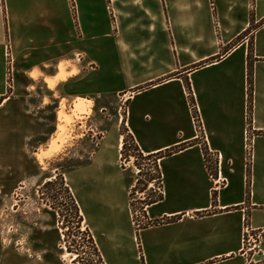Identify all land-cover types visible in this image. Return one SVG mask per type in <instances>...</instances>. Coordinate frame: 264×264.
Masks as SVG:
<instances>
[{"label": "crops", "instance_id": "1", "mask_svg": "<svg viewBox=\"0 0 264 264\" xmlns=\"http://www.w3.org/2000/svg\"><path fill=\"white\" fill-rule=\"evenodd\" d=\"M9 77L3 121L43 88L115 101L90 165L114 153L117 171L122 122L144 155L163 154L157 222L139 229L134 180L85 181L88 215L71 186L104 264H264L243 249L245 227L264 228V0H0V97ZM0 264L59 263L6 252Z\"/></svg>", "mask_w": 264, "mask_h": 264}, {"label": "rangeland", "instance_id": "2", "mask_svg": "<svg viewBox=\"0 0 264 264\" xmlns=\"http://www.w3.org/2000/svg\"><path fill=\"white\" fill-rule=\"evenodd\" d=\"M74 71L72 68L71 73ZM11 84L9 77L5 98L12 91ZM23 97V105L8 104L1 109L5 120L0 118V257L6 252L27 258L44 254L59 264H92L84 230L93 222L78 224L66 186L73 196L71 186L74 188L88 215L85 181L134 180L130 203L148 219L147 203L161 194L149 186L159 181L151 179L157 177L156 158L142 156L126 143L120 150L118 172L110 163L114 153L103 155L98 165L87 162L118 108L114 100L100 109L86 99H63L57 90L47 94L45 88L38 95ZM119 111L124 114L123 105ZM249 162L247 155V167ZM208 170L215 174L210 167ZM47 181L51 183L45 185ZM240 183L234 178L230 192Z\"/></svg>", "mask_w": 264, "mask_h": 264}, {"label": "trees", "instance_id": "3", "mask_svg": "<svg viewBox=\"0 0 264 264\" xmlns=\"http://www.w3.org/2000/svg\"><path fill=\"white\" fill-rule=\"evenodd\" d=\"M248 84H249V88H248V91H249V110H251V104H252V72H251V67L249 69V74H248ZM4 96H1L0 97V103L4 100ZM121 132L122 134H124V138H123V144H122V148H121V152L125 149L126 147V143H129L130 145L133 146V150L136 151L138 154L142 155V156H153L154 158H156L155 160V164H156V167H157V177L156 178H151V179H157L159 181H161V172H160V169H159V166H158V163H156L158 161V159L163 156L162 153H156V154H149V155H144L138 145L136 144V142L134 141L133 137L131 135H128L126 132H127V129L125 127V124L124 122H122V128H121ZM126 136H128V139L126 138ZM167 154V153H166ZM141 171V169L139 170V172ZM51 181H47L45 183L46 184H50ZM66 190H67V193H68V197H69V200H70V210L73 212V215L76 217L77 221H78V224L80 225L82 222H83V216L81 215L80 213V209H79V206L74 198V196L72 195L70 189L68 186H66ZM162 197V194H160L157 198H155L154 200L150 201L149 203L147 204H152L158 200H160ZM130 209L131 211L133 210V206L132 204L130 203ZM144 215V214H143ZM146 217V216H144ZM153 222H157V221H153ZM147 226V225H145ZM144 227V226H143ZM80 229V227H79ZM84 235L87 239V243L89 244L90 248H91V256H92V264H104L103 260H102V257L98 251V248L95 244V241L93 239V236L89 230V228H87L86 230H84ZM67 249L72 252L70 250L69 247H67ZM78 253H77V257H78ZM76 257V258H77Z\"/></svg>", "mask_w": 264, "mask_h": 264}, {"label": "built area", "instance_id": "4", "mask_svg": "<svg viewBox=\"0 0 264 264\" xmlns=\"http://www.w3.org/2000/svg\"><path fill=\"white\" fill-rule=\"evenodd\" d=\"M198 110L195 105L193 106V118L197 127H200V120L198 116ZM247 155L251 157L250 153V143L247 140V144L245 146ZM153 182H156V186H153ZM222 184H226L225 181H215V185L219 186ZM149 186H152V190L157 193H162V184L161 181H152L149 183ZM132 220L136 229H139L145 225L144 220L147 221L146 225L152 224L153 221H148V219L141 215L139 210L133 209L131 211ZM142 218L143 220H140ZM243 249L244 252L252 251L256 257L257 261L264 259V228L256 227L253 228L249 225L245 227L244 235H243Z\"/></svg>", "mask_w": 264, "mask_h": 264}]
</instances>
